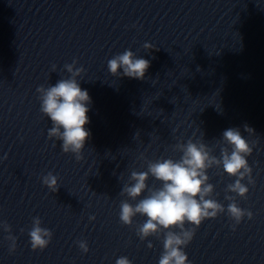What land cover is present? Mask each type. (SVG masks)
I'll list each match as a JSON object with an SVG mask.
<instances>
[{
  "label": "water",
  "instance_id": "1",
  "mask_svg": "<svg viewBox=\"0 0 264 264\" xmlns=\"http://www.w3.org/2000/svg\"><path fill=\"white\" fill-rule=\"evenodd\" d=\"M125 50L150 62L143 80L110 74L108 61ZM74 60L91 98L79 161L49 139L37 92L70 78L64 66ZM228 128L254 145V184L245 177L241 198L227 192L236 177L207 170L225 212L204 220L183 248L190 264H264V0H0V221L17 238L10 253L0 228V264H116L122 256L158 264L164 234L141 241L146 217L119 220L122 200L135 205L148 193L131 200L123 186L148 160L179 159L174 146L189 139L219 157ZM49 172L56 192L42 183ZM146 183L161 186L151 176ZM226 195L252 218L235 224ZM34 217L53 233L43 251L31 248Z\"/></svg>",
  "mask_w": 264,
  "mask_h": 264
},
{
  "label": "clouds",
  "instance_id": "2",
  "mask_svg": "<svg viewBox=\"0 0 264 264\" xmlns=\"http://www.w3.org/2000/svg\"><path fill=\"white\" fill-rule=\"evenodd\" d=\"M144 48L151 49L153 46L145 43ZM76 63L74 60L64 66L70 78H62L48 87L40 86L37 92L40 94V110L52 122V127L48 130L49 139L56 138L61 141L62 151L74 154L79 161L83 158L81 153L90 136L85 126L89 123L87 105L91 103V98L88 91L80 87L77 78L84 69L76 67ZM107 67L112 76L143 80L150 62L136 57L131 50H125L110 59ZM244 130L249 134L254 132L248 125H244ZM221 145L220 155L217 157L201 140L194 142L189 139L186 143H177L174 150L182 154L179 159L148 160L147 170L132 171L129 182L123 186L120 194L131 200H137L145 191L148 193L135 205L128 200H122L119 220L123 225L131 226L133 218L138 214L146 217L136 230L141 241L150 236L159 237L161 233L164 234L163 252L158 264H190L183 248L190 243L196 229L204 220L214 219L225 212V207L211 198L214 186L208 182V169L222 167L224 173L236 177L235 182L227 186V192L235 193L241 198H246L249 191L242 183L245 177H248L249 184H254L252 168L247 160L254 145L245 139L239 128L225 130ZM149 176L159 181L161 186L149 188L146 183ZM42 183L52 192L58 190V177L51 172L42 177ZM225 199L230 201L226 211L235 224L238 225L245 216L252 218L250 211L238 206L235 196L226 195ZM89 219L93 220L95 217ZM186 224L192 227L187 228ZM41 225V219L34 217L28 233L33 251H43L52 240L53 233ZM0 228L9 233L6 237L10 241L9 252H14L17 238L11 234V226L0 221ZM77 243L82 252L89 251L86 241ZM147 246L152 248L153 245L149 242ZM116 264L132 262L122 256L116 260Z\"/></svg>",
  "mask_w": 264,
  "mask_h": 264
}]
</instances>
